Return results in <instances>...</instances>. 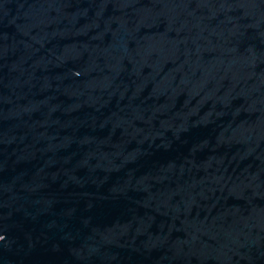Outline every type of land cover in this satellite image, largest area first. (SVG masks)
Returning <instances> with one entry per match:
<instances>
[{
  "label": "water",
  "instance_id": "obj_1",
  "mask_svg": "<svg viewBox=\"0 0 264 264\" xmlns=\"http://www.w3.org/2000/svg\"><path fill=\"white\" fill-rule=\"evenodd\" d=\"M0 264H264V0H0Z\"/></svg>",
  "mask_w": 264,
  "mask_h": 264
}]
</instances>
